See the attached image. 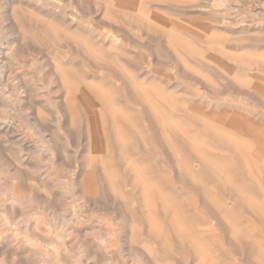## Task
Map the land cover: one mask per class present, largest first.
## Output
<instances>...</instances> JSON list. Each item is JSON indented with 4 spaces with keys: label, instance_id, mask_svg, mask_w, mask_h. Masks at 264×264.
<instances>
[{
    "label": "bare ground",
    "instance_id": "6f19581e",
    "mask_svg": "<svg viewBox=\"0 0 264 264\" xmlns=\"http://www.w3.org/2000/svg\"><path fill=\"white\" fill-rule=\"evenodd\" d=\"M129 1L0 9V264H264V12L205 0L213 14L194 23L158 15L187 0ZM154 36L175 63L115 65L128 40L153 49ZM55 127L90 158L57 163Z\"/></svg>",
    "mask_w": 264,
    "mask_h": 264
},
{
    "label": "rangeland",
    "instance_id": "374dc122",
    "mask_svg": "<svg viewBox=\"0 0 264 264\" xmlns=\"http://www.w3.org/2000/svg\"><path fill=\"white\" fill-rule=\"evenodd\" d=\"M6 0H0V9L1 10H4V8H7V6H6V4H7V2H5ZM187 1H189L188 3V5L189 6H191L190 7V9L189 8H186V14L188 13V17H187V15L184 13V14H182L181 12L179 13V12H170V13H165V11H161V10H159L158 11V15H160L161 17H163V18H165V19H167L168 20V18H178L180 21H183V20H185V19H189L188 21L189 22H194V23H199V22H202V21H204L205 19H208L210 16H211V13H209V11L208 10H203V5H205V6H207V2H208V0H207V2H206V4H205V0H187ZM197 1V2H196ZM131 4L133 3V2H135V1H133V0H131V1H129ZM204 2V3H203ZM2 3H4V5L2 4ZM88 2L86 1L85 2V4H87ZM153 3V2H152ZM193 3V4H192ZM197 3H199L198 5H195V4H197ZM84 4V6H85V9H86V7L88 8V10L86 9L85 11L86 12H88V13H90V12H92V10L93 11H95L93 8H94V5L93 4H91V3H88L87 5H85ZM154 4H158V3H153V6H154ZM90 5H92L93 6V8H91L92 6H90ZM199 5H201V6H199ZM236 5L238 6L239 5V7H243V5H242V3H236ZM249 7H251L252 9H254V10H256V11H263L264 12V0H252V3H250L249 2ZM252 5V6H251ZM90 7V9H89V7ZM157 6H164V5H157ZM192 6H194V7H192ZM263 6V7H262ZM156 7V6H155ZM241 7V8H242ZM3 8V9H2ZM90 11V12H89ZM197 12V13H196ZM207 14V16H208V18L207 17H205V18H202L203 16H202V14ZM219 12V11H218ZM218 12H216V13H214V14H217ZM177 13H179V14H177ZM69 14L71 15V16H75V15H77V13L73 10V9H71V11H69ZM126 14H128V13H126ZM190 14H192V15H195V17L194 16H192V15H190ZM213 14V13H212ZM218 14H220V12L218 13ZM190 15V16H189ZM3 16H5V17H3L2 18V20H0V22H3L5 25H9V24H11L12 23V21L10 20V18H11V16H10V14L9 13H5ZM95 16V15H94ZM119 16H122V15H119ZM199 16H200V18H199ZM202 16V17H201ZM212 16H214V15H212ZM7 17V18H6ZM85 17V16H84ZM90 17V18H89ZM92 17V15L90 16H86L83 20L85 21V23H86V25H87V29H89L90 30V28L95 24V22L92 20L93 19V17ZM193 17H194V20H193ZM5 18V19H4ZM9 18V19H8ZM181 19H183V20H181ZM14 20V19H13ZM90 20V21H89ZM7 21V22H6ZM92 21V22H91ZM11 22V23H10ZM13 22H15L16 23V21H13ZM91 23V24H90ZM122 25H124V24H126L125 22H120ZM119 24V23H118ZM92 25V26H91ZM95 26V25H94ZM107 27L106 26H104L103 27V25H99V34H102L101 35V39L102 40H104V32H103V30L104 29H106ZM158 29H160L159 27H157ZM89 30H87L88 31V36L90 37H92V34H91V32L89 31ZM98 31V30H97ZM102 32V33H101ZM5 30H0V34L1 35H3V37L2 38H0V42H1V44H2V46H5V44L8 42L7 41V38L5 37ZM76 33V32H75ZM118 36H122L121 38L123 39V35H121V33H119L118 34ZM5 37V38H4ZM226 38H229L228 36L226 37ZM159 39V37L158 36H154V41H153V43H152V45H153V49H141V48H137V47H133V45H131L132 46V48H131V46H130V41L128 40V46L125 48V50H128L127 52H129L130 51V55L127 53V55L126 54H120V57H118V59L119 58H121V56L122 57H124V60H127V61H129L128 59L129 58H131L130 60H131V62H132V64H131V62L129 61V62H126V61H124L122 58H121V60H120V62H119V60H117L118 61V63L117 62H114L115 63V65L117 66H121L122 67V65L124 66H128L127 67V71H129V72H133V69H134V67H136V66H134L135 64L138 66L139 65V61L141 60V58L143 57V58H148V59H146L147 60V62H151L152 64H153V62L154 63H156L155 61L156 60H154V59H157V58H161V59H163V60H166L167 62H169V64H172V63H175L174 61H173V57H171V56H169L170 54H168L167 53V51L166 50H164L163 51V49H161V50H159L158 49V43H157V40ZM6 40V41H5ZM90 41H91V39H90ZM104 45V44H103ZM0 48H2V47H0ZM53 50L54 51H56V54L57 55H61L62 54V52L63 51H66V52H68V54H69V56L70 57H72V58H76L78 61H80L79 59H81L82 58V56L80 55V53H76V52H73V50L71 49V48H64L63 46H61L60 44H55L54 46H53ZM62 50V51H61ZM108 50V48L107 47H104V46H102V52H103V54L106 52ZM132 51V52H131ZM134 51V52H133ZM148 51V52H147ZM141 52V53H140ZM163 52V53H162ZM164 52H166V53H164ZM73 55H72V54ZM143 53H144V56H143ZM154 53V54H153ZM165 54H167V55H165ZM75 55V56H74ZM134 55V56H133ZM154 55H156V57L154 56ZM136 58V59H135ZM140 59V60H139ZM122 62H125L126 64H124V63H122ZM122 65H121V64ZM129 63V64H128ZM134 64V65H133ZM131 65V66H130ZM176 65V64H175ZM155 67H156V65H154ZM130 67V70L128 69ZM133 67V68H132ZM132 68V69H131ZM171 72H170V74L172 73V71H173V67L172 68H168ZM18 72V70H16L15 69V73H17ZM103 74H101V76H102ZM109 75L111 76V78L113 77V79H115V80H113L112 79V81H114V82H116V81H118L117 80V77H115V74L113 75L112 73H109ZM172 80H173V82H178V81H180L181 83H183V85H184V88H186V90H189V89H192V90H194L195 88L193 87V84H195V82L194 81H192V80H190V79H185L184 77L182 78V80H181V78L180 77H175L173 74H171V77H170ZM175 78V79H174ZM185 79V80H184ZM175 80V81H174ZM184 80V81H183ZM6 81H7V79H5V78H3V77H0V83L2 82V83H4V84H6ZM166 81V80H165ZM213 81H215V80H213ZM154 84H156V83H154ZM7 85V84H6ZM8 86H10V84H8ZM169 86V85H168ZM167 86V87H168ZM166 87V88H167ZM198 89L199 90H201V94L203 95V93H205L206 95H208V93L205 91V88L204 87H198ZM171 93L170 94H172L173 96H175V97H178V98H186L187 96H184V97H182L183 95H187V93L185 94V92H180V93H177V92H174V91H170ZM203 92V93H202ZM182 95V96H181ZM209 96L210 97H212L213 95H211V94H209ZM18 109H20V108H18ZM257 109V111L258 110H261L260 108H256ZM255 110V109H254ZM58 112V111H57ZM55 112V114H56V116L57 117H60V113L58 112ZM58 114V115H57ZM56 128V129H55ZM54 129H53V131L54 132H56L59 128H57V127H55ZM56 130V131H55ZM76 130V129H75ZM60 131V132H59ZM74 132V137H76V136H78L77 134H76V132L77 131H71L70 133L69 132H67V130H63V129H59L55 134H56V138L58 139L59 137L58 136H60V138H59V140L57 141V142H59L60 140L61 141H63L64 142V140L66 141L65 143L67 144L66 146H65V144H63V142H62V144H63V146H65V148H61L62 147V144H60L61 142H59L58 144H57V148H51V149H53L52 150V152L54 153V155H55V158L57 159H55V161L57 162V163H61V162H63V163H70V162H77L78 160L79 161H81L80 159H82V160H87V159H89L90 157H84L83 155H81V154H83V153H85L84 152V150H82V148L83 149H86V148H84V147H79L78 145H76V143H74L75 142V140L76 139H74V141L72 142V138H74V137H71V133H73ZM58 133H59V135H58ZM63 133V134H62ZM66 133H68V134H66ZM54 134V135H55ZM58 135V136H57ZM65 135V136H64ZM70 135V136H69ZM62 137V138H61ZM2 139H4V140H8V137H2ZM64 139V140H63ZM48 139H46V143H48V141H47ZM71 140V141H70ZM68 141V142H67ZM38 143H40V144H38ZM37 144H38V146H39V148L41 147L42 148V146L41 145H45V144H42L41 142H37ZM69 144V145H68ZM75 145V146H73V145ZM1 145H3V144H0V146ZM4 146H6L8 149H14L13 151H17V146H15V145H11L10 143H8V144H4ZM48 146V145H47ZM58 146H61L60 148H61V150L67 155L66 156V158L64 159V157H62L61 158V155H60V153H62L63 154V152L60 150V148L58 149ZM78 147V149H80V150H78L77 149V147ZM67 147V148H66ZM76 148V149H75ZM57 149H58V153H56L57 152ZM69 149V150H68ZM74 149V150H73ZM67 150V151H66ZM59 151H61V152H59ZM73 151V152H72ZM75 151V152H74ZM66 152H68V154L70 153V155H68ZM78 152V153H77ZM71 154H75V155H71ZM59 155V158H57V156ZM81 157H80V156ZM73 156V157H72ZM80 158H79V157ZM76 157V158H75ZM61 158V159H60ZM70 158V159H69ZM71 158H73V159H71ZM78 158V159H77ZM94 158H96V159H99L100 157H99V155L97 156H95ZM68 161H67V160ZM116 159V158H115ZM65 160V161H64ZM117 160V159H116ZM46 167H47V165H46ZM48 169H45V171H46V174H45V177H48L47 176V174H48V172H50V171H47ZM44 171V172H45ZM74 241V240H73ZM72 241V242H73ZM72 242H70V248H71V250H72V247H74L75 245V241L72 243ZM72 244V245H71ZM15 247V251L17 252V254L19 253V251H20V247H22L21 245H15L14 246ZM20 248V249H19ZM23 248H27L26 246L24 247L23 246ZM18 250V251H17ZM14 251V252H15ZM15 252V253H16ZM0 259H1V256H0ZM2 259H4L3 257H2ZM38 260V259H37ZM8 262V261H7ZM7 264H9V263H7Z\"/></svg>",
    "mask_w": 264,
    "mask_h": 264
}]
</instances>
